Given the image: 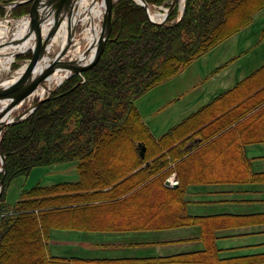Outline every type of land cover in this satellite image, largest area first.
Wrapping results in <instances>:
<instances>
[{"label":"trees","instance_id":"16d2710c","mask_svg":"<svg viewBox=\"0 0 264 264\" xmlns=\"http://www.w3.org/2000/svg\"><path fill=\"white\" fill-rule=\"evenodd\" d=\"M146 1L149 4L172 2V0ZM247 4L250 5L246 6ZM30 7L31 2L14 7L11 16L23 15L22 13L28 12ZM245 7H247L245 16L235 25L226 26L230 14ZM263 7L264 0H186L185 11L178 23L156 24L149 20L144 6L137 4L134 0H118L113 6V25L109 38L94 67L84 71L81 76L79 74L70 76L53 93L51 99L46 100L27 118L9 125L1 135L0 144L6 156V173L0 172V182L2 181L0 214H5L0 219V264H6L4 249L8 244V238L14 231V227L23 219L24 215H20V211L34 201L41 202L44 195L50 194L47 192L81 188L85 186V183L95 184L97 181L88 182L87 180L88 169L93 173V166L96 165L91 154L101 148L105 139H111L118 133L124 135L129 131L131 124L137 131L131 139V150L135 160L122 171V174H116L120 177L105 180L110 181L109 189L103 190L105 186L101 187L99 184L97 192L113 191L120 183V178L128 173L129 177L123 178V181L128 180L130 186L144 183L145 180L141 181L142 179L155 174L156 177L147 183L148 189L159 191L163 198L168 199L167 203L171 201L170 205L176 209V214L171 217L172 222L165 225L154 224L155 219L152 218L146 220L144 224L149 229L204 222L203 218L191 217L185 211L184 192L189 183L195 182L192 181L194 178L191 179L183 172L185 175L178 173L180 183L176 188L167 187L164 183L167 176L181 169L182 158L179 157L194 151L199 145L197 142L189 147L184 146L191 135L173 141L180 135L182 129L187 130L192 127L189 125L195 115L156 138L144 122L135 101L157 84L172 78L192 61L247 26L254 13ZM4 10L1 8L0 11L4 13ZM176 12L177 7L174 8L168 20L174 17ZM28 56L30 53L25 55V57ZM203 117L205 116L199 117L193 123ZM207 121L208 118L204 122ZM170 139L172 140L168 147L164 146L170 142ZM203 139L202 136L201 141ZM141 144L145 145L143 155ZM173 149H177V152L171 155L170 150L173 151ZM74 160L78 161L81 174L78 182L59 184L51 187L52 189L38 186L27 190L14 207L16 217L9 213L13 208L5 201V187L9 181L16 176L29 173L36 166ZM177 160L180 161L176 163ZM143 164H146L147 168L142 167ZM163 168L164 171H161ZM139 175L142 177L139 178ZM258 179L264 180V174L259 175ZM81 195L84 194L65 195V199ZM36 196L39 198H35ZM59 197L63 196H47L45 200ZM164 204L162 202L161 205ZM178 211L182 212L179 213L180 216L177 215ZM42 232L38 244L45 248L46 252L43 251V254L47 257L49 228L45 227ZM209 237L213 240L214 236ZM209 241L211 243L209 254L215 258L213 241ZM45 256L35 255L32 264H43L46 259L54 261V264L83 262L77 258L50 256L46 258ZM84 262L92 263L93 261ZM128 262L129 260H118L114 264Z\"/></svg>","mask_w":264,"mask_h":264},{"label":"crops","instance_id":"0c3cea01","mask_svg":"<svg viewBox=\"0 0 264 264\" xmlns=\"http://www.w3.org/2000/svg\"><path fill=\"white\" fill-rule=\"evenodd\" d=\"M222 96L229 101L226 105L217 106ZM262 100L264 8L253 16L247 26L192 61L172 78L138 97L135 102L156 138L193 115L192 120H197L209 114L208 121L196 127L184 145L189 147L198 142V147L192 151L195 155L200 148L206 150L198 154V165L200 162L207 165L217 158L222 159L226 153L216 151L219 146L224 151L233 147L234 152L232 155L230 153L225 171L222 167L221 171L218 169L208 173L205 166L197 177L200 178L202 174L201 177L206 179L232 180L191 182L186 186L183 196L185 211L191 217L203 218L204 222L139 230L50 227L49 254L56 258H77L87 262L137 258L148 261L143 264H203L167 262L164 259L193 253L206 254L205 241L208 240H204L203 233L207 232V237H215L213 251L216 257L212 259L213 264H264V180L258 179L259 175L264 174ZM239 104L245 105L235 108ZM221 106L223 109H218ZM243 112L249 114L250 120L242 124L238 121H241ZM225 115L224 122L230 123L216 127L217 131L213 134L215 131L211 130V124L218 119L223 120ZM228 130L231 133L225 136ZM219 137L221 141H218ZM182 161L175 177L180 180L178 173L182 175L183 172L193 177L188 172V164ZM198 168L196 173L199 172ZM80 179L77 160L36 166L27 175L16 177L6 193V201L13 205L23 190L36 184L53 187ZM166 186L174 189L178 185ZM203 225L207 226L205 231Z\"/></svg>","mask_w":264,"mask_h":264},{"label":"rangeland","instance_id":"374dc122","mask_svg":"<svg viewBox=\"0 0 264 264\" xmlns=\"http://www.w3.org/2000/svg\"><path fill=\"white\" fill-rule=\"evenodd\" d=\"M34 2H36V1H34ZM34 2L33 3L31 2V7H30L31 9H32V6H34V4H35ZM171 4H172L171 2H169V3L164 2L163 4H151V8L153 10H155L156 12H159V13L163 12L164 13V11L166 9H168L171 6ZM249 5L250 4H247L246 6H249ZM185 6H186V0L183 4V7H181V4L178 3L177 4V12H176L177 14L172 18L170 17V19L168 20L169 16L173 12L172 11L170 13V15L168 16V18H166V16H165L163 23L164 24L165 23L166 24L178 23L180 18H182L181 16H183V13L185 11ZM246 8L247 7L240 9L236 12L233 11V13L230 14V16H229V19L227 21L226 26L235 25V23L238 20H241L240 18H242L246 14V12H245ZM4 9H5L4 13H2L0 11L1 12L0 13L1 18L19 17V15L15 16V17L10 16V14L6 13L7 9H9V8H4ZM0 10H1V8H0ZM29 12H31V11H28L25 13L28 14ZM5 13H6V15L4 16ZM22 14H24V13H22ZM20 16H21V14H20ZM147 16L149 18L148 12H147ZM149 20L152 22V20L150 18H149ZM86 26H87L86 23L79 21V24L77 25V29L79 32H81L86 28ZM28 53H30V56H31V52H27V54ZM25 55H26V53L20 54V56L17 57V61L14 63V65L12 64L13 66L11 67V69H12L11 74L13 72H17L18 70H20L25 65L26 59L30 58V56L25 57ZM83 72L76 73V74H79L81 76ZM65 80H63V81H65ZM48 84H50L52 88H55L54 92L60 86V85H57L56 83H53V82H50ZM45 94H47V92H45ZM52 96H53V94H52ZM52 96H51V98H52ZM38 98H39V96L36 95L33 98H30L29 100H27L25 103L22 104L20 109H18L17 111L14 112V115L16 116V114L19 113L20 111H22L23 109H27V108L31 107L35 101L37 102L39 100ZM244 105H242V106H244ZM246 110L248 111V108H246ZM1 112H2V103H0V114H1ZM244 113L245 112H243L240 115L241 121H238V122L244 123L245 120L246 121L250 120V118L248 116L249 114L245 115ZM228 115L233 116L232 114H228ZM208 117H209V114H207L205 117H203L201 120H199L195 123H193V122L196 119L192 120L191 125H189L192 127L187 128V130L182 129L180 135H178L176 138H174L173 141H175L177 138L180 139L183 137H187V135H189L190 132L194 131L195 128L198 127L205 120H207ZM224 120L225 119L220 121V119H218V120L214 121L215 123L211 124L212 125L211 130L215 131L216 127H218L222 124L224 125V123H225ZM226 122L230 123L228 121H226ZM6 128L2 131L1 134L4 133ZM186 131H188V132H186ZM216 131L213 132V134L216 133ZM136 133H137V131H136L135 126L131 124L129 126L128 132H125L124 135H122L121 133H118V134L114 135L113 138H111V139H105V141L103 140L104 142L102 143L101 148L99 150H97L96 152H94L93 154H91V158H92V160L95 159L96 165L93 166V173H91V171H89V169H88L87 180H89L88 182L97 181L98 184H97V182L93 185H91V184L87 185L85 183V186H82L81 188H74V189L70 188V189L64 190V191H60V190L50 191V192H47L50 194L43 196V199L41 200V202L34 201V203L27 206L26 209L23 208L20 211V213H21L20 215H24L23 219H22L20 224H18L14 227V231L10 234V236L8 238V244H7L6 248L4 249V253L6 255L5 263L6 264H32L34 262L33 257L35 255L45 256L43 254V251H45V248L42 245L40 246L38 244V240L40 241L42 233H43L42 230H44L45 227H48L49 229H50V227H61V228H64V227H81V228H86V229H90V230H96V229H100V230L137 229V230H139V228H142V229L148 228V226L146 224H144V222H146V220L148 221L151 218L155 219L153 221L154 224L165 225V224L171 223L172 221H170V219L174 214H176V209L171 207L172 206V205H170L171 201L169 203H167L168 199L163 198L162 195L159 193V191L155 192L154 189H148V186H147L148 182L146 181V180H148V177H146V179L141 180V181L145 180L144 183H137L135 185L131 184V186H130L129 185L130 182L128 180L123 181V178L129 177V175H128L129 173H128L123 178H120V183L119 184H118V182L116 183V184H118V186H116L113 191L107 192V193L97 192V190L99 189L98 188L99 184L101 187L105 186L103 188V190L109 189L110 188L109 187L110 181L108 182L105 180H108L112 177H114L113 179H116V177H120V175H116V174H118V173L122 174V171L125 170V168H127V166L133 164V160L135 157H133V155H132V150H131L132 149L131 148L132 140L131 139L133 138V136ZM230 133H231V131L228 130L224 133V135L229 136ZM213 134H211V135H213ZM221 134L222 133H220L219 135H221ZM171 140L172 139H170V142H167V144L164 146L168 147V145L171 143ZM218 141H221L220 137L218 138ZM144 148H145V145L141 144L142 155L145 153V151L143 150ZM181 148H182V146H181ZM178 149H180V148H178ZM223 149L224 148L222 146H219L216 151L219 150V152H220L222 150V152L226 153L225 156H223L222 159L217 158L212 163H208L207 165L204 162H200L198 165V162H197L198 161L197 158L199 156L198 154H200V152L206 151L205 149L202 150V148H200L199 153H196V155L192 151H189L184 155L182 154L183 157H179V158H182L183 163L188 164V172L191 176H193V177H191V179H193V178L196 179V180L193 179L192 181H195L197 183H204L206 181L232 180V179H223V178L222 179L221 178H215V179L209 178V180H206V178L201 177L202 174L200 175V178H197L205 166L208 169L207 170L208 173H213V172L217 171L218 169H220L219 171H221L222 167H223V170H224V168H226L227 163L230 161L229 160L230 153L232 155L234 152V149H233V147H231L229 149V151H224ZM176 152H177V149H173V151L170 150L171 155H174ZM0 160H1V158H0ZM61 163H63V162H58V164H61ZM55 164H57V163H55ZM47 165H42V166H47ZM49 165H53V164H49ZM0 167H1V164H0ZM197 167H199L198 173L195 172L197 170ZM0 172L6 173L5 164L3 166V169L0 170ZM27 174H21L19 176H24ZM16 177H18V176H16ZM16 177L13 178L11 181H9L7 187H5V190H6L5 201H6V193L9 189L11 183L16 179ZM141 177H142V175L139 178H141ZM168 177L169 176H167V178ZM167 178L165 179L164 183H166ZM113 179H112V181H113ZM0 186L2 188V181L0 182ZM38 186L41 187V186H45V185H43V184L37 185L36 184L29 189L23 190L21 192L19 198L17 199V201L13 205H10L6 201L10 206L13 207L12 211H10L9 213L11 215L15 214L14 207L18 203V201L21 200V197L24 196L25 191L34 189L35 187H38ZM59 188H61V186ZM0 191H1V189H0ZM91 192H93V193L90 194ZM80 193L84 194V195L75 196V197H71L69 199H65V195L80 194ZM47 196H54V197L63 196V197L62 198L59 197V198H56L53 200L52 199H48V200L46 199L45 200V197H47ZM1 197H2V193H0V198ZM35 198H39V196H36ZM162 202H164L165 204L161 205ZM157 204H160L161 206L160 205L157 206ZM179 213H182V212L178 211L177 212L178 216H180ZM4 215L5 214H3V213L0 214V219L2 217H4ZM14 217H16V215H14ZM0 222H1V220H0ZM41 224L44 226H42ZM207 224H209V223H207ZM175 227H181V226H175ZM206 227H204V225H203L204 231H205ZM170 228H173V227H170ZM203 236L205 237L204 240H208V241H205L206 245H207L206 246L207 247V253L206 254L193 253L191 255H184L183 257H180V258H179V256H181V255H179V256H176V259H175V257H172V258H167L164 261L173 262L176 260L177 262H185V263L203 262V264H213V262H212L213 256H211L212 254L211 255L209 254L210 253L209 246L211 245L209 240L213 241V244H214L215 237H213V240L210 237L208 238L207 232H206V234L203 233ZM208 243H209V245H208ZM47 253H48L47 257H49V256L52 257L49 254L48 250H47ZM117 260H123V259H117ZM127 260H129V262L127 264H143L144 262H148V261H145L142 259H137V258H129ZM114 263L115 262H104L100 259H97L96 262L85 263L83 261V262H80L78 264H114ZM43 264H54V261H49L48 259H46V261H44ZM61 264H65V262L61 263Z\"/></svg>","mask_w":264,"mask_h":264},{"label":"bare ground","instance_id":"6f19581e","mask_svg":"<svg viewBox=\"0 0 264 264\" xmlns=\"http://www.w3.org/2000/svg\"><path fill=\"white\" fill-rule=\"evenodd\" d=\"M34 1L38 3V16L35 18L36 23H34L30 15L33 6L29 10L31 12L28 14L24 13L15 18H0V89H4L12 83H15L18 79L16 76H20L25 70L24 73H29V71L33 73L27 83L28 86L40 77L39 75L44 68L49 66L54 69V72L47 76V82H53L57 85L62 84L64 82L63 80L69 78H66L68 75L74 74L81 66L88 64L94 58L102 44L106 32L105 23L109 6L108 0H0V3L7 5L5 8L9 9H7L6 13L11 16V11L14 7L29 2L33 3ZM117 1L112 0L113 6ZM134 1L139 4L136 0ZM184 2L185 0H178L175 7H177L178 3L183 7ZM148 8L151 17L155 21H163L165 19L166 15L163 12H156L151 6ZM79 21L87 24L86 28L81 32L77 29ZM46 40L49 43H46ZM69 41H71V45L68 47ZM28 48L37 49V61L34 64L36 67L30 68V56L29 59H26L25 65L20 70L11 74V67L17 61L20 52ZM40 49L43 50L41 51L42 55ZM39 56L41 59L40 62H38ZM67 61H69L67 65H62V63H66ZM25 77L27 76L23 78ZM18 83L24 86V82L19 81ZM20 88L17 91H12L11 95L4 96L3 94L0 97V103H2V112L0 115H4V119H12L15 116L14 112L20 109L23 103L36 95L39 96L38 99H44L52 89L50 84H46L45 86H40L39 84L37 88L26 91V94H14V92H19ZM227 95L229 94L225 96ZM220 101L217 106L226 105L229 99L222 96ZM262 101L264 102V100ZM35 104L36 101L32 105ZM218 109L222 110L223 108L221 106ZM225 118L226 115L223 119ZM142 167L147 168V165L143 164ZM161 171H164V168ZM175 174L173 172L169 175L165 185H179L180 180L175 177ZM154 175L147 176L148 180L146 181H152L156 177Z\"/></svg>","mask_w":264,"mask_h":264},{"label":"water","instance_id":"95a60500","mask_svg":"<svg viewBox=\"0 0 264 264\" xmlns=\"http://www.w3.org/2000/svg\"><path fill=\"white\" fill-rule=\"evenodd\" d=\"M136 1L139 4H141L142 6H144L146 8V10L148 12V15H149V18L153 22H156V21H154L152 19L151 15H150L149 8H148L149 7L148 2L146 0H136ZM177 1L178 0H173L171 6L167 10L166 18H168V16L170 15V13L175 8V5H176V2ZM108 3H109V6H108V9H107V16H106V23H105L106 32L104 34V37H103V40H102V44L100 45V48L97 51V53L94 56V58L88 64H86L85 66H81V68L79 70L75 71L74 74L75 73H81L82 71H84V70H86L88 68L93 67L98 62V60L100 59V57H101V55H102V53H103V51L105 49V46H106V43H107V40L109 38L111 29H112V25H113V23H112L113 2H112V0H108ZM0 6L6 7L7 5H4V4L0 3ZM37 8H38V3L35 2L34 6H33L32 13L30 14L32 16V18H33L34 23H36L35 22V18L38 16V14H37V12H38L37 11ZM46 43H49V41L46 40ZM70 45H71V41H69L68 47ZM28 51L31 52V60H30L31 63H30L29 66H30V68H34V67H36L34 64L37 61V59H36L37 58V49L36 48H34V49L30 48L29 49L28 48L27 50L21 51L20 54H25ZM41 51H43V50L40 49V53H41ZM40 53L38 52V54H40ZM41 55H42V53H41ZM40 61H41V59H40V56H39L38 62H40ZM69 61H67L66 63H62V65H67ZM42 62H43V59H42ZM48 70H50V71H48ZM53 72H54V69L51 66H49L47 68H44L43 71L39 75L40 77L36 81L30 83V85H28V86H27V83L29 82L30 77L32 76L31 74H33V73H31V71H29V73H24V74L22 73L20 76H16L18 79L15 81V83H12L10 86H8V87H6L4 89H0V97H2L3 94H4V96L11 95V92L12 91H17L20 87L21 88H20L19 92H14V94H16V95L21 94V93L26 94V91H28L29 89H32L33 90V89L37 88L39 84H40V86L41 85L45 86L46 84L50 83L49 81L47 82V80H48L47 76L50 75V74H52ZM25 74H27V75H25ZM72 75L73 74L68 75L66 78H68V77H70ZM24 76H27V77L23 78ZM19 81L24 82V84H23L24 86H22V84L18 83ZM54 89L55 88H52L50 90V92L48 93L47 97H45L44 99H39L36 102L35 105H32L31 107L25 109L23 112H21L18 115L14 116L12 119H7V118L4 119L5 116L4 115L3 116L0 115V135H1L2 131L6 127H8L9 125H11V124H13L15 122H18L20 120H23V119L27 118L29 116V114H31L38 106H40L46 100L50 99L51 96H52V94H53V92H54ZM0 158H1V167H0V170H2L3 169V166L5 164V161H6V157H5V154L2 151L1 144H0Z\"/></svg>","mask_w":264,"mask_h":264}]
</instances>
